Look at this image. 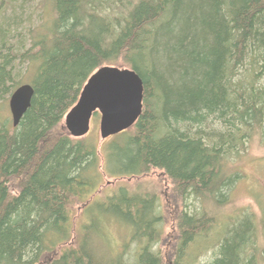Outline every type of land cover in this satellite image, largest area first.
I'll use <instances>...</instances> for the list:
<instances>
[{"label": "trees", "instance_id": "1", "mask_svg": "<svg viewBox=\"0 0 264 264\" xmlns=\"http://www.w3.org/2000/svg\"><path fill=\"white\" fill-rule=\"evenodd\" d=\"M30 1L0 0L1 95L34 89L18 127L0 119V264H127L99 248L114 217L132 231L135 264H194L211 246L207 264H264V208L259 219L225 215L240 179L233 159L264 138V0H40L50 10L35 7L31 28ZM104 66L140 75L144 110L100 151L91 136L72 138L64 119ZM21 67L33 69L30 83ZM152 170L171 182L166 205L177 215L167 257L155 250L165 242L161 204L125 185L77 232L76 205L104 173Z\"/></svg>", "mask_w": 264, "mask_h": 264}, {"label": "rangeland", "instance_id": "2", "mask_svg": "<svg viewBox=\"0 0 264 264\" xmlns=\"http://www.w3.org/2000/svg\"><path fill=\"white\" fill-rule=\"evenodd\" d=\"M35 7L40 13L43 10L48 12L50 10L49 8L44 7V5H41L40 0L26 3L22 8L24 9L22 10L24 15V27H29L31 24H37L36 19H39L37 16L34 20L35 23L27 21L29 16L34 14ZM8 10H10V8ZM2 13L0 12V15H2ZM38 25H40V23H38L37 26ZM37 26H35L36 29L38 28ZM22 70L21 76L24 79L23 82L30 83L29 80H31L33 75V69L30 68V70H25V68H23ZM9 102L10 98L1 95L0 92V119H8L12 124V114L10 107H8ZM100 119L101 115H99V113L94 114L90 126L91 131L88 136L96 139V142L99 144V150L102 151L110 139H100ZM230 170L240 174V179L236 181L233 193H231L233 194L232 203L226 208L225 215L227 213L234 216L246 211L249 214L255 215L257 219H259L262 217V210L264 208V138H256L253 140V142L249 144L247 152L243 153V156L233 159V165H231ZM95 181L99 184L98 179ZM170 184L171 182L159 170H152L148 175L141 178L112 177L111 175L104 173L102 179L100 178V185L97 187L98 189L96 191L94 190L95 192L91 195H88L85 200L82 199L83 203L76 205V210L73 212L72 225L77 232L81 231L84 227L83 224L89 223L92 217H97L99 215L100 212H98V209L95 207L96 204H101L107 197L113 194H118L119 190L123 188L121 186H128L131 191L136 192L139 196H142L143 194L150 196L151 198L154 197L159 205L161 204V213L164 215V231L162 239L165 242L161 243L159 245L160 247L155 250H158L162 257H167V253L170 252L173 244L171 241H168V236L175 233L173 231V225L175 224L173 220L174 217L177 216L176 211L173 212L171 209H168L169 207L166 205V199L171 190ZM87 206L88 208L86 209ZM128 228L124 221L118 217H114V220L106 225L105 239L104 237L101 239L100 242H102V246L99 248L103 250L106 249L104 248L105 246L111 250L114 255L123 254L127 264H135L136 262L134 258L136 257V244H131L130 234L132 231ZM226 229L227 222L225 221L220 229L216 230L218 236L223 237L226 233ZM212 239L203 241L200 248L202 249L211 246L214 243ZM215 253L216 247L211 246L207 248L203 254L201 253L198 255L197 259H194V264H207L211 262ZM194 254L197 253L195 252ZM162 259V264H173L169 258Z\"/></svg>", "mask_w": 264, "mask_h": 264}, {"label": "water", "instance_id": "3", "mask_svg": "<svg viewBox=\"0 0 264 264\" xmlns=\"http://www.w3.org/2000/svg\"><path fill=\"white\" fill-rule=\"evenodd\" d=\"M139 76L129 68L104 66L98 69L88 78L76 105L65 115L64 128L70 136L76 140L87 137L97 113L101 115L102 140L133 128L144 110V83ZM33 92L30 84H24L11 95L8 107L14 127L19 126L30 108Z\"/></svg>", "mask_w": 264, "mask_h": 264}]
</instances>
